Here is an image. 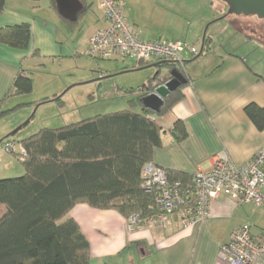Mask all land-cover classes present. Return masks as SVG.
<instances>
[{"label":"crops","instance_id":"crops-1","mask_svg":"<svg viewBox=\"0 0 264 264\" xmlns=\"http://www.w3.org/2000/svg\"><path fill=\"white\" fill-rule=\"evenodd\" d=\"M86 1L90 9L83 13L80 24L85 25L75 42L81 52L93 33L106 27L99 3ZM152 7L147 14L122 0L123 13L141 40L201 47L204 29L209 25L206 36L211 42L210 51L203 52V60H194L195 56L188 52L182 54L184 66H177L188 83L181 88L182 99L165 116L155 119L162 129L161 146L153 150L151 163L189 177L209 170L214 158L222 153L236 166L244 165L264 146V130L258 131L242 112L251 102L264 107V47L256 45L262 52L251 54L252 38L234 30L233 16L215 22L226 11L221 1L157 0ZM59 19L64 20L47 0L4 1L0 28L26 23L31 29L32 44L25 54L0 45V99L20 71L28 73L42 58H56L61 53L59 48L63 46L48 28L49 24L58 25L61 34L68 32ZM78 23L76 20L71 24ZM238 37L243 40L236 44L234 39ZM34 50L38 57L31 56ZM176 120L187 131L182 142H176L170 134ZM18 124L7 126L0 136ZM241 207L220 196L210 203V217L202 225L182 227L174 216L164 228L149 226L132 234L124 228L126 218L113 210L77 204L67 217L77 223L89 243V264H223L219 247L238 227L234 218Z\"/></svg>","mask_w":264,"mask_h":264},{"label":"trees","instance_id":"trees-1","mask_svg":"<svg viewBox=\"0 0 264 264\" xmlns=\"http://www.w3.org/2000/svg\"><path fill=\"white\" fill-rule=\"evenodd\" d=\"M4 1L0 0V15ZM80 1L83 9L77 20L90 9L86 0ZM48 2L56 11L54 0ZM210 42L205 36L202 52L210 51ZM31 44L28 24L0 28L1 46L25 54ZM38 55L37 50L31 53L32 57ZM163 68L167 70L164 77L159 73L136 91H128L135 94L129 102L133 109L57 129L43 128L18 142L23 149L20 162L24 174L0 179V264H89V243L77 223L67 217L77 204L113 210L125 218L158 214L153 197L141 187V172L152 162L153 150L161 146L162 129L155 119L165 116L182 99L184 85L163 99L158 114L143 108L139 100L146 95V88L152 92L170 80L172 69H177L188 83L176 64L166 63ZM32 91V78L20 71L0 99V119L28 105L5 109L12 98L28 96ZM242 112L258 131L264 130V107L251 102ZM170 134L176 142L187 137L180 120L173 123ZM12 155L19 157L18 153ZM166 175L170 183L186 185L191 180L180 172L166 171Z\"/></svg>","mask_w":264,"mask_h":264},{"label":"built area","instance_id":"built-area-1","mask_svg":"<svg viewBox=\"0 0 264 264\" xmlns=\"http://www.w3.org/2000/svg\"><path fill=\"white\" fill-rule=\"evenodd\" d=\"M97 1L102 9L106 27L97 29L87 42L83 55L91 60L134 61L142 64L169 62L184 66L182 54L198 55L200 47L185 42L166 40L144 41L135 32L122 10V0ZM4 151L22 160V147L6 141ZM145 193L154 199L158 214L142 218L135 214L126 218L125 230L132 234L149 226L164 228L177 216L182 227L202 225L209 217L210 203L224 196L236 205L254 204L264 210V146L244 165L236 166L222 153L214 158L209 170L197 171L188 184L170 183L166 170L152 163L141 172ZM251 227L233 229L227 243L219 247L223 264H264V232L253 234Z\"/></svg>","mask_w":264,"mask_h":264},{"label":"rangeland","instance_id":"rangeland-1","mask_svg":"<svg viewBox=\"0 0 264 264\" xmlns=\"http://www.w3.org/2000/svg\"><path fill=\"white\" fill-rule=\"evenodd\" d=\"M156 1L123 0L124 4L127 3L132 9L143 10V13L147 14L151 12ZM231 16L234 18L233 26L236 25L234 30L252 38L251 46L254 49H251V54L257 50L262 52L256 45L264 47V22L257 17L246 19L243 16ZM82 18L83 15L75 26L59 19L68 29L64 34H61L60 26L49 24V31L63 46L61 49L57 46L61 53H58L56 58L47 56L35 63L28 70L33 80L32 93L24 97H14L5 106V109H9L17 104H28L0 119V135L7 126L19 123L0 136V179L20 177L24 174L20 158L4 151L7 140L15 142L17 146L20 140L36 134L43 128L57 129L95 116L133 109L129 102L135 99V94L132 95L128 91H136L156 73L155 68L132 71L134 61L131 59L122 63L120 60L94 61L85 57V50H78L75 43L78 32H83L85 25L80 24ZM72 26L76 28L73 30ZM68 34L69 37L66 38L64 35ZM242 40L238 37L234 39V43L238 44ZM205 54L195 60L205 59ZM166 71L162 68L161 76L164 77ZM31 116L26 125L6 138ZM1 210L0 208V213ZM234 223L235 226H250L253 234L264 232V210L254 204H242L240 211L235 214Z\"/></svg>","mask_w":264,"mask_h":264},{"label":"water","instance_id":"water-1","mask_svg":"<svg viewBox=\"0 0 264 264\" xmlns=\"http://www.w3.org/2000/svg\"><path fill=\"white\" fill-rule=\"evenodd\" d=\"M226 6V13L215 20V22L225 19L227 16L238 15L243 16L246 19L257 17L259 20L264 22V0H220ZM55 9L57 14L64 20L73 23L77 20L78 14L82 11L83 5L80 0H54ZM209 25L204 29L202 36V43L198 55L195 56L194 60L202 55L203 44L206 36V31ZM169 62H156L147 67L134 68L132 71H139L143 68H155L157 69L153 77L161 74L163 66ZM152 77V78H153ZM170 80L165 82L163 85L154 87L152 92L149 88L145 89V96L140 98L139 102L143 108L158 114L163 105V99L171 92L178 89L180 86L185 85L186 78L177 70L172 69L169 73ZM34 114V113H33ZM33 116V115H32ZM32 116L21 126L11 132L6 138L14 135L19 129L26 125ZM5 138V139H6ZM1 143V141H0Z\"/></svg>","mask_w":264,"mask_h":264}]
</instances>
